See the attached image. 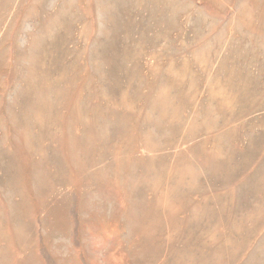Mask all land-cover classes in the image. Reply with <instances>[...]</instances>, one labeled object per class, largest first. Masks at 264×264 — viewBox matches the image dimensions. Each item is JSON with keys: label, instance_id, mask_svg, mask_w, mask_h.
Listing matches in <instances>:
<instances>
[{"label": "rangeland", "instance_id": "rangeland-1", "mask_svg": "<svg viewBox=\"0 0 264 264\" xmlns=\"http://www.w3.org/2000/svg\"><path fill=\"white\" fill-rule=\"evenodd\" d=\"M0 264H264V0H0Z\"/></svg>", "mask_w": 264, "mask_h": 264}]
</instances>
